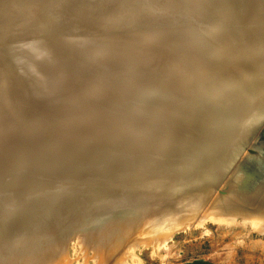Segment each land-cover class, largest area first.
Returning <instances> with one entry per match:
<instances>
[{
    "label": "water",
    "instance_id": "water-1",
    "mask_svg": "<svg viewBox=\"0 0 264 264\" xmlns=\"http://www.w3.org/2000/svg\"><path fill=\"white\" fill-rule=\"evenodd\" d=\"M223 213L264 221V0H0V264Z\"/></svg>",
    "mask_w": 264,
    "mask_h": 264
},
{
    "label": "rangeland",
    "instance_id": "rangeland-1",
    "mask_svg": "<svg viewBox=\"0 0 264 264\" xmlns=\"http://www.w3.org/2000/svg\"><path fill=\"white\" fill-rule=\"evenodd\" d=\"M197 259L264 264V221L225 213L125 219L49 246L36 259L8 264H186Z\"/></svg>",
    "mask_w": 264,
    "mask_h": 264
},
{
    "label": "bare ground",
    "instance_id": "bare-ground-1",
    "mask_svg": "<svg viewBox=\"0 0 264 264\" xmlns=\"http://www.w3.org/2000/svg\"><path fill=\"white\" fill-rule=\"evenodd\" d=\"M79 237V236H78ZM161 245H163V243L161 244ZM132 250V249H131ZM130 252V251H129Z\"/></svg>",
    "mask_w": 264,
    "mask_h": 264
}]
</instances>
